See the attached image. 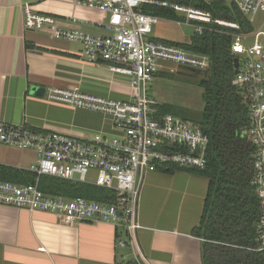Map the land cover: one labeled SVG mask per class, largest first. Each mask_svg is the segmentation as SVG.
<instances>
[{"label": "built area", "instance_id": "built-area-1", "mask_svg": "<svg viewBox=\"0 0 264 264\" xmlns=\"http://www.w3.org/2000/svg\"><path fill=\"white\" fill-rule=\"evenodd\" d=\"M49 0H34L43 3ZM75 5L93 8L107 15L103 28L109 35H92L80 30L56 29L54 38L80 45L83 57L93 64H106L112 74L129 78V99L105 100L75 90L49 88L46 98L78 109L91 110L109 117L114 135L93 134L84 138L41 132L25 125L0 121V147L31 152L35 165L24 171L35 175L33 184L19 185L0 181V205L54 215L62 224L108 222L126 234L116 246L128 248L135 264H150L141 252L135 232L138 201L144 176L159 168L175 166L202 169L206 163L208 137L192 123L158 116L157 103L148 97L146 85L169 62L190 71H206L210 58L176 45L148 39L158 18L143 11L145 6H160L180 15L177 26H190L193 34L216 28L232 37L231 55L238 58L235 84L243 93L248 108L249 128L245 136L254 147L252 186L257 193L259 214L256 223L257 250L264 249V20L250 34L240 26L192 7L157 0H69ZM201 1V0H199ZM233 4L252 24L264 14V0H215ZM209 4V3H208ZM54 20L24 7V28L39 30ZM216 27V28H215ZM253 39L251 46L245 42ZM178 149L179 151H174ZM95 173L92 182L87 177ZM41 177L56 178L112 191L116 201L99 203L83 198L66 199L43 193ZM128 259L122 258V261Z\"/></svg>", "mask_w": 264, "mask_h": 264}, {"label": "crops", "instance_id": "crops-1", "mask_svg": "<svg viewBox=\"0 0 264 264\" xmlns=\"http://www.w3.org/2000/svg\"><path fill=\"white\" fill-rule=\"evenodd\" d=\"M26 5L54 24L26 30ZM106 21L107 15L69 0H0V121L77 138L114 135L109 117L45 95L52 88L129 99V78L112 74L106 64L88 62L79 44L54 38L58 28L109 35ZM207 188V180L183 172L145 174L135 239L150 264H202V241L191 232L200 221ZM119 232L108 222L65 225L50 213L0 205V264H116L131 259L128 248L116 246Z\"/></svg>", "mask_w": 264, "mask_h": 264}, {"label": "trees", "instance_id": "trees-1", "mask_svg": "<svg viewBox=\"0 0 264 264\" xmlns=\"http://www.w3.org/2000/svg\"><path fill=\"white\" fill-rule=\"evenodd\" d=\"M157 1L192 7L225 21L235 22L242 34L254 31L251 23L233 4L226 5L219 1L207 4L199 0ZM143 11L158 19H179L173 10L160 6H145ZM231 42L232 37L218 28L205 30L199 36L192 34L185 44L160 42L210 58V68L198 83L203 90L204 108L201 122L195 124L208 137L209 146L202 169L167 166L158 171L169 175L183 172L208 182L200 221L191 232L193 237L202 241V264H264V249L256 251L259 205L256 190L251 184L254 147L245 135H240V132H246L249 128V117L243 93L235 84V56L230 52ZM156 109L158 116L167 115L163 106L157 105ZM34 180L33 174L0 165V181L28 185L33 184ZM39 182L43 193L52 196L83 198L107 204L116 201L112 191L93 186L50 177H41ZM119 231L117 239L125 238L126 234ZM116 264L135 263L128 259Z\"/></svg>", "mask_w": 264, "mask_h": 264}, {"label": "rangeland", "instance_id": "rangeland-1", "mask_svg": "<svg viewBox=\"0 0 264 264\" xmlns=\"http://www.w3.org/2000/svg\"><path fill=\"white\" fill-rule=\"evenodd\" d=\"M211 3L215 0H201ZM228 5V4H226ZM177 14V13H176ZM180 18V15L177 14ZM179 20V19H178ZM264 20V14H258L252 26L256 30ZM194 30L190 26H177L169 19H159L158 23L152 27L148 39L152 41H166L170 43H188ZM246 46L253 44V39L249 38L245 42ZM203 75L197 76L188 69L176 64L161 63L159 74L146 85L149 98L155 101L158 106H163L166 114L183 121L198 124L202 120L204 102L202 100L203 90L199 87ZM245 135V132H240ZM35 156L32 153H25L14 149L0 147V165L11 166L18 169H25L35 165ZM95 173L90 172L87 180L92 182Z\"/></svg>", "mask_w": 264, "mask_h": 264}, {"label": "water", "instance_id": "water-1", "mask_svg": "<svg viewBox=\"0 0 264 264\" xmlns=\"http://www.w3.org/2000/svg\"><path fill=\"white\" fill-rule=\"evenodd\" d=\"M238 66H239V61H238V58H235L234 59V75H237L238 74ZM194 73L195 76H197L198 74H202L203 76L206 75V71H203V72H199L197 70H193L192 71ZM34 94L35 95H39V89H35L34 90Z\"/></svg>", "mask_w": 264, "mask_h": 264}]
</instances>
